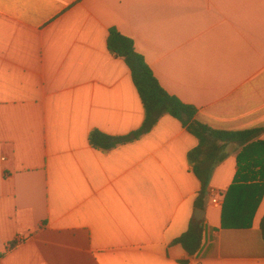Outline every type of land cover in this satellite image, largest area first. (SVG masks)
Listing matches in <instances>:
<instances>
[{
    "label": "crops",
    "instance_id": "0c3cea01",
    "mask_svg": "<svg viewBox=\"0 0 264 264\" xmlns=\"http://www.w3.org/2000/svg\"><path fill=\"white\" fill-rule=\"evenodd\" d=\"M111 28L201 122L264 127V0H0V264H264V133L193 162L166 114L91 145L145 120Z\"/></svg>",
    "mask_w": 264,
    "mask_h": 264
},
{
    "label": "trees",
    "instance_id": "16d2710c",
    "mask_svg": "<svg viewBox=\"0 0 264 264\" xmlns=\"http://www.w3.org/2000/svg\"><path fill=\"white\" fill-rule=\"evenodd\" d=\"M108 48L117 57H123L131 69L134 83L144 104L145 120L138 130L127 135H111L98 129L93 130L89 135V141L95 148L110 150L120 144L136 140L152 130L158 120L166 114L180 119L188 130L199 138V146L189 154L193 162L202 154H210L212 151L219 150L224 144L233 142L247 144L264 133V127L229 131L215 129L198 120L196 118L197 107L186 104L177 96L170 94L161 85L144 57L136 51L134 40L123 35L116 28L110 29ZM208 140L212 141V147L207 146ZM200 179L203 182L201 194H204L206 178L201 175ZM261 228L264 236V219ZM178 242L184 245L191 256H195L202 249L203 237L199 231L191 228L178 239Z\"/></svg>",
    "mask_w": 264,
    "mask_h": 264
},
{
    "label": "built area",
    "instance_id": "2783aa9c",
    "mask_svg": "<svg viewBox=\"0 0 264 264\" xmlns=\"http://www.w3.org/2000/svg\"><path fill=\"white\" fill-rule=\"evenodd\" d=\"M213 203L217 206H220L222 203V199L219 197L217 193H215V196L213 198Z\"/></svg>",
    "mask_w": 264,
    "mask_h": 264
}]
</instances>
